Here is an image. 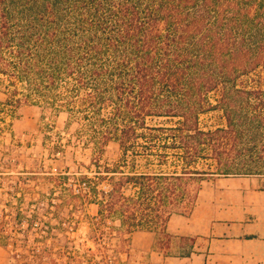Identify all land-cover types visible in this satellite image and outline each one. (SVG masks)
<instances>
[{
    "label": "trees",
    "instance_id": "1",
    "mask_svg": "<svg viewBox=\"0 0 264 264\" xmlns=\"http://www.w3.org/2000/svg\"><path fill=\"white\" fill-rule=\"evenodd\" d=\"M0 89L14 108L46 104L85 118L99 154L118 144L117 159L94 157L98 170L86 174L100 246L86 249L89 264L98 255L113 264L110 249L131 258L136 230L156 232L155 247L168 250L188 237L168 233L167 221L189 214L202 181L264 176V0H0ZM211 111L224 124L203 129ZM140 157L147 170L136 169ZM24 209L14 216L19 229L26 223L22 245L39 222L49 236L35 237L42 251L27 255L13 242L11 258L60 264L52 218Z\"/></svg>",
    "mask_w": 264,
    "mask_h": 264
},
{
    "label": "rangeland",
    "instance_id": "2",
    "mask_svg": "<svg viewBox=\"0 0 264 264\" xmlns=\"http://www.w3.org/2000/svg\"><path fill=\"white\" fill-rule=\"evenodd\" d=\"M6 98L0 89V206L7 214L5 219H0V231L5 229L6 236L0 233V242L7 246L12 264L26 263L23 258H11L13 242L18 244L16 252L24 255L30 254V248L36 253L42 251V243L34 242V238L49 236V229L40 222L30 232L28 245H22L25 243L21 239H24L26 223H22L19 229L14 216L20 208L25 212V207L45 220L52 218L50 224L56 245L51 252L59 257L60 264H89L86 249L95 250L100 246L94 243V235L98 232L92 226V217L98 207L86 200V174L93 175L98 170L91 164L94 157H99L101 164L117 159L119 146L111 141L99 154L87 141L89 132L85 118L70 117L64 108L54 109L46 104L23 103L14 108L5 103ZM157 122V118L147 119L149 125ZM199 122L203 129H213L222 126L224 119L220 111H211L202 114ZM136 169L147 170L144 158H138ZM230 176L243 175L226 177ZM259 177L264 186V176ZM61 216L71 221L69 229L67 224L62 228L55 220ZM108 224L111 225V221L108 220ZM106 242L108 246L117 247L118 239H106ZM191 243L189 238L174 239L172 247L161 249V252L178 255L190 250ZM105 255L113 264H131L137 257L132 254L128 258L126 254L111 249ZM98 257L92 260V264H106ZM47 259L43 264H48ZM28 264H33L31 259Z\"/></svg>",
    "mask_w": 264,
    "mask_h": 264
},
{
    "label": "crops",
    "instance_id": "3",
    "mask_svg": "<svg viewBox=\"0 0 264 264\" xmlns=\"http://www.w3.org/2000/svg\"><path fill=\"white\" fill-rule=\"evenodd\" d=\"M172 235L194 238L190 255H164L155 247L156 232L130 236L131 264H264V186L259 176L214 177L201 183L187 215L172 213ZM0 264H12L0 242Z\"/></svg>",
    "mask_w": 264,
    "mask_h": 264
}]
</instances>
